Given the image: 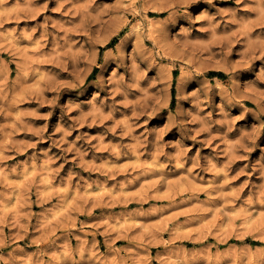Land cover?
Instances as JSON below:
<instances>
[{
    "label": "rangeland",
    "instance_id": "374dc122",
    "mask_svg": "<svg viewBox=\"0 0 264 264\" xmlns=\"http://www.w3.org/2000/svg\"><path fill=\"white\" fill-rule=\"evenodd\" d=\"M0 264H264V0H0Z\"/></svg>",
    "mask_w": 264,
    "mask_h": 264
}]
</instances>
